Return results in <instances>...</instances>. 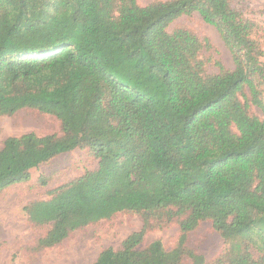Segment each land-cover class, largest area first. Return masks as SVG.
I'll list each match as a JSON object with an SVG mask.
<instances>
[{"label": "trees", "instance_id": "1", "mask_svg": "<svg viewBox=\"0 0 264 264\" xmlns=\"http://www.w3.org/2000/svg\"><path fill=\"white\" fill-rule=\"evenodd\" d=\"M194 12L215 26L234 68L200 52L207 37L168 30ZM255 22L231 0H0V115H55L63 135L10 136L0 148V193L76 148L99 167L26 206L51 225L40 245L119 212L180 221L177 245L143 247L145 228L93 264H205L187 244L210 220L228 264H264V49ZM256 106L262 116L252 114Z\"/></svg>", "mask_w": 264, "mask_h": 264}, {"label": "rangeland", "instance_id": "2", "mask_svg": "<svg viewBox=\"0 0 264 264\" xmlns=\"http://www.w3.org/2000/svg\"><path fill=\"white\" fill-rule=\"evenodd\" d=\"M137 1L140 5H147L164 0ZM231 3L245 18L257 24V37L264 49V0H231ZM180 28L209 39L210 48L200 52L207 73L218 72L215 61H220L228 69L234 68L232 54L220 32L199 13L178 18L168 30L173 32ZM250 112L262 116L256 106H251ZM29 132L63 135L61 121L53 114L24 108L13 115H0V148L6 138ZM98 167L99 159L89 148H76L33 168L29 180L4 189L0 193V264H93L103 249H120L129 235L144 228L143 247L154 240H161L167 250L174 248L181 234L180 221L183 217L163 222L151 218L146 222L144 215L136 212H119L111 218L73 231L59 244L51 247L40 245V239L52 226L32 222L26 206L37 200L50 199L52 190ZM187 244L204 255L205 264H228L225 258L229 243L215 230L210 220L201 221L189 233Z\"/></svg>", "mask_w": 264, "mask_h": 264}]
</instances>
